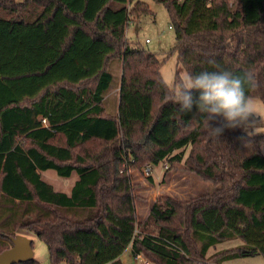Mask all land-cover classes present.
I'll return each instance as SVG.
<instances>
[{
	"label": "trees",
	"instance_id": "obj_1",
	"mask_svg": "<svg viewBox=\"0 0 264 264\" xmlns=\"http://www.w3.org/2000/svg\"><path fill=\"white\" fill-rule=\"evenodd\" d=\"M156 1L180 68L251 73L246 94L264 101V0ZM149 12L141 0H0V252L32 231L52 264H123L128 246L154 264L264 257V134L217 137L177 110L161 61L125 36ZM181 160L217 187L185 205L159 197L137 218L131 169ZM47 169L77 174L69 193L42 179ZM232 238L242 245L208 262V249Z\"/></svg>",
	"mask_w": 264,
	"mask_h": 264
},
{
	"label": "rangeland",
	"instance_id": "obj_2",
	"mask_svg": "<svg viewBox=\"0 0 264 264\" xmlns=\"http://www.w3.org/2000/svg\"><path fill=\"white\" fill-rule=\"evenodd\" d=\"M141 1L147 4L150 12L139 15L136 21L133 19V22L129 23L125 29V36L132 45L140 44L143 48L156 55L157 59L161 61V76L164 82L173 89L176 69H179L180 78L187 71L179 67L176 51L173 50L175 36L174 30L170 26L168 12L162 2L156 0ZM145 38H148L149 42H145ZM111 72L113 81L105 96V104L108 111L116 113V95L120 82V62L118 60L112 62ZM253 98L262 101L259 97ZM261 152L264 154V146L261 147ZM147 166L148 164L144 165L142 170L131 169L130 171L135 195V214L140 219L147 217L150 206L159 197L168 196L185 205L192 198L211 192L217 187L211 181L190 170L183 160L175 162L172 166L165 162H161L158 165H150L149 171L146 170ZM40 175L43 180L52 184L56 190L63 192H69L77 178L76 173H72L69 177L58 176L53 169L40 171ZM148 175L152 177V182L147 180ZM178 209L180 210L181 206ZM19 234L26 236L32 241V249L28 257L37 260L40 264H52L46 244L40 238L32 231H20ZM240 245H242V241L239 238L226 239L208 249L207 260L208 262L213 261L221 252ZM141 255L145 259L148 258L143 254ZM120 259L123 264H145L140 257L134 259L130 246L124 249ZM147 260L149 264H154L150 258ZM255 263H264V257L261 254H254L222 262V264ZM56 264L68 263L59 261Z\"/></svg>",
	"mask_w": 264,
	"mask_h": 264
},
{
	"label": "clouds",
	"instance_id": "obj_3",
	"mask_svg": "<svg viewBox=\"0 0 264 264\" xmlns=\"http://www.w3.org/2000/svg\"><path fill=\"white\" fill-rule=\"evenodd\" d=\"M252 80L251 73L237 74L217 63L211 70L185 72L174 84L171 99L181 114L194 112L214 136L225 128H240L253 137L264 133V101L246 94Z\"/></svg>",
	"mask_w": 264,
	"mask_h": 264
},
{
	"label": "water",
	"instance_id": "obj_4",
	"mask_svg": "<svg viewBox=\"0 0 264 264\" xmlns=\"http://www.w3.org/2000/svg\"><path fill=\"white\" fill-rule=\"evenodd\" d=\"M32 241L22 234L11 238V245L0 252V264H14L31 258L28 257L32 249Z\"/></svg>",
	"mask_w": 264,
	"mask_h": 264
},
{
	"label": "built area",
	"instance_id": "obj_5",
	"mask_svg": "<svg viewBox=\"0 0 264 264\" xmlns=\"http://www.w3.org/2000/svg\"><path fill=\"white\" fill-rule=\"evenodd\" d=\"M145 42H149L147 38L145 39ZM42 121L45 122L44 119ZM149 169H150L149 166H147L146 170L149 171ZM138 257H140L144 263L147 262V259H145L141 254H135L134 255V259H137Z\"/></svg>",
	"mask_w": 264,
	"mask_h": 264
},
{
	"label": "crops",
	"instance_id": "obj_6",
	"mask_svg": "<svg viewBox=\"0 0 264 264\" xmlns=\"http://www.w3.org/2000/svg\"><path fill=\"white\" fill-rule=\"evenodd\" d=\"M76 180V179H75ZM55 189V188H54ZM56 190V189H55ZM70 191V190H69ZM66 193H69V192H66ZM121 256V255H120ZM145 264H149V262H148V260H147V262L145 263Z\"/></svg>",
	"mask_w": 264,
	"mask_h": 264
}]
</instances>
